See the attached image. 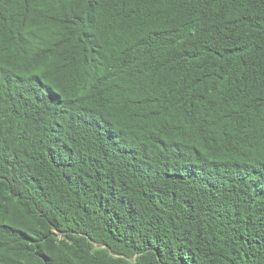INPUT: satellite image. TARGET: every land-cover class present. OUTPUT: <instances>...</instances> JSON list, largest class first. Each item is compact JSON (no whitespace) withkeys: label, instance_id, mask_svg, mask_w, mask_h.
Returning a JSON list of instances; mask_svg holds the SVG:
<instances>
[{"label":"trees","instance_id":"obj_1","mask_svg":"<svg viewBox=\"0 0 264 264\" xmlns=\"http://www.w3.org/2000/svg\"><path fill=\"white\" fill-rule=\"evenodd\" d=\"M0 264H264V0H0Z\"/></svg>","mask_w":264,"mask_h":264}]
</instances>
